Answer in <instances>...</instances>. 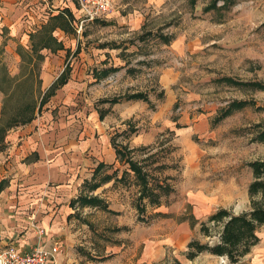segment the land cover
<instances>
[{
    "label": "rangeland",
    "instance_id": "obj_1",
    "mask_svg": "<svg viewBox=\"0 0 264 264\" xmlns=\"http://www.w3.org/2000/svg\"><path fill=\"white\" fill-rule=\"evenodd\" d=\"M223 1L214 6V0H114L115 22L106 16L87 20L81 52L77 54L76 33L67 34L68 47L58 51L61 59L55 62L46 59V49L42 58L14 53L31 47L30 34L56 8L79 7L78 0H0L1 126L27 117V105H37L31 121L5 132L3 150L16 130L22 138L19 147L27 144L29 134L40 133L38 120L52 126L54 135L62 133L59 145L79 158L81 184L57 205L59 252L50 264H230L206 252L193 260L184 253L193 238L208 240L200 233L201 223L218 208L239 213L251 207L250 163L264 158V141L258 138L264 130V0ZM13 26L21 36L9 35ZM164 33L173 35L170 42L160 38ZM116 38L123 47L117 55L126 65L95 83L92 59L102 69L100 45L111 41L114 46ZM85 56L91 59L89 68L75 75L73 69ZM106 56V64L119 62ZM67 63L72 82L46 96L39 109L47 90L43 80H56ZM45 66L49 69L43 73ZM227 77L231 79H223ZM135 93L146 99H126ZM234 101L245 103L216 123ZM114 139L134 149L132 159L166 187L157 188L161 203L147 201L141 215L135 208L139 188L134 175L119 179L129 164L126 157L117 159ZM100 162L106 167L93 179ZM117 168L113 180L102 186L91 190L85 184ZM3 176L0 172L10 187L12 175ZM12 190L2 197L7 203L16 198ZM80 194L98 195L108 208L84 205ZM4 207L10 214L9 206ZM28 212L30 227L38 224ZM258 235L261 241L240 264H264V225Z\"/></svg>",
    "mask_w": 264,
    "mask_h": 264
},
{
    "label": "crops",
    "instance_id": "obj_2",
    "mask_svg": "<svg viewBox=\"0 0 264 264\" xmlns=\"http://www.w3.org/2000/svg\"><path fill=\"white\" fill-rule=\"evenodd\" d=\"M66 9H68V11L72 14V18L70 17L69 22L70 28L65 29L61 26L50 28L48 26V30H46V34H52L59 42L63 44V46L59 48L57 47V49H53L51 47L41 48L40 37L42 36V34L40 33L44 29L43 26L47 25L49 21L51 22L54 16L61 13L60 11ZM115 13L116 11H113L109 15H104L102 17L106 16V20L110 22L113 21L112 16H116ZM81 16L82 13L79 11V7H75L73 5L56 8V13H51L48 19L44 21V23L40 26V29L33 31L30 34L31 47L29 48V46H27V48L25 49L24 46L20 45L23 47V51L21 47V51L19 50V54H14L16 56L29 55L31 59H33V54H39V57L42 58L45 57L44 50L46 49V51L49 50L50 53L49 56H46V59H48V61L52 59V61L56 62V60L61 59V54H57L58 51L61 49H66L68 47L64 42V37L67 34L72 33H76V49L79 50L81 44L79 40L82 36L81 33L85 28L84 26L86 25V21L83 24L80 22L79 19ZM102 17L96 18L95 20L102 19ZM95 20H93V22ZM0 31L2 30L0 29ZM77 32L79 34H77ZM167 34L168 33H166V35ZM9 35L12 37L21 36V29L13 26L11 27V33ZM169 36L173 38V35ZM11 41H13V38L8 40V43H11ZM116 41L117 43H115L114 46H112L111 41L104 42L102 45H100V47L102 48L101 52L103 53L104 57L103 61L105 62L102 65V69H100L92 59L93 64L91 71L94 72V74L92 75V80L95 83L103 82L105 79L109 78L112 73L119 72V70L123 68L122 65H126V62H123L122 57L117 55L122 51L123 48L121 46V41L117 40V38ZM8 46L10 45L8 44ZM35 48L39 49L37 53H34ZM66 51L68 54L69 50ZM75 52L76 50L73 53ZM80 52L81 49L77 54H79ZM106 54H111L116 59V61L119 62L112 63L111 60V62L106 64V60L108 59ZM103 57L101 56V58ZM89 63H91V59L89 57H82V60L78 61L76 67L73 69L75 75H77L78 73L83 74L84 67L89 68ZM49 65L50 63L48 64V66ZM48 69L49 67L47 68V66H45L43 69V73ZM63 73L67 74V81L59 85L56 94L62 88L68 87V85L72 81L70 79V68L67 63L66 67L58 72V77L56 78V80L49 83H46L47 81L45 79L43 80V83L45 84L47 89L45 92H47L49 88L55 82H57L58 78ZM100 119L102 120L101 117ZM34 122H37L36 125H39L38 128L40 133L35 131L29 134L27 136L26 145H23L21 147L18 146L17 142H20L22 138L17 135L18 133L15 134L16 132H18V130H16L12 135H10V143L8 144L6 149L0 150V172H2L4 176L12 175L13 178L11 180L12 185L6 188V190H3L0 195V206L3 205L0 207V229L3 230L4 234V238L1 244L4 245L10 243L24 249L30 247L38 241L45 244L47 247H50L56 243L55 239L58 236L55 234H57L60 230L58 223L59 219H61L59 218L57 205L59 204V202H62V199H67L71 192L76 191L77 185L81 184L79 178H77L78 166L76 165V162L78 163L79 161L78 155L76 154L75 156H73L76 157V159L70 157L67 153V150H65V147H61L59 145L60 140H62V138H65L63 137L62 133L60 134V136L54 135V132L49 130V128H52V126L48 125L45 122L43 125H41L40 121L38 120H35ZM65 153L70 157V159H68V161L70 162L68 163H66L67 158ZM30 154L35 155V157L30 159L29 161H26L25 159L29 157ZM6 160L8 162L5 164ZM11 189L17 192V195L14 194V197L16 198L14 200H8L7 203L5 198L2 197L9 193ZM4 206H9V210L11 211L10 214L6 212ZM28 210H30L31 213L33 212V216L38 220L36 221L38 225L46 230L45 234L42 237H39L37 235L35 227H33L32 225L30 227L31 217L30 215L28 216Z\"/></svg>",
    "mask_w": 264,
    "mask_h": 264
},
{
    "label": "trees",
    "instance_id": "obj_3",
    "mask_svg": "<svg viewBox=\"0 0 264 264\" xmlns=\"http://www.w3.org/2000/svg\"><path fill=\"white\" fill-rule=\"evenodd\" d=\"M219 0H214L213 5L216 6ZM224 3L227 0L223 1ZM61 13L57 14L53 17L51 22L47 25L43 26V30L40 34L41 48L42 47H51L53 49H57V47H62L63 44L59 42L52 34L47 33L48 26L50 28H55L57 26H61L62 28H70L69 22L70 17L72 18L71 12L66 10L60 11ZM160 38L167 40L170 42V36L166 34H161ZM39 49L35 48L34 53H37ZM24 56V55H22ZM225 80L231 79V77L223 78ZM67 81V74L63 73L55 82L47 92H45L44 97H42L40 101V108H42L46 96H51L56 94L57 88H59L60 84H63ZM132 98H143L146 99V95L144 93H135L134 95H127L126 99ZM111 101H118V99H111ZM245 101H234L230 103L226 108H224L217 118L215 122H219L223 120L228 114L231 112V108L242 106ZM37 105H27L25 109H27V117L22 115V117H16L17 120H13L8 126H1L0 123V150H3L5 144H3V140L5 143V132L14 126V124H21L23 120L29 122L35 116V110ZM103 117V114L100 115ZM15 119V118H14ZM22 121V122H21ZM264 128V127H263ZM261 141H264V130L261 131L258 135ZM113 147L116 149L117 159L120 162L123 157H126L124 160L125 163H128L129 166L123 171L122 177L119 179L123 180L126 178V175H130L131 173L134 175V185L137 186L138 189V197L135 203V208L138 209L140 215L144 213L147 209L146 202L148 201L150 204L159 205L161 203L162 194L158 192L157 188L163 190L165 185L160 184V182L152 181V178L146 169L145 165L142 164L139 160L134 161L133 153L134 149L129 148V146L121 145L117 142L116 139L112 141ZM106 167L104 162H100L95 172L93 174V179L96 174L102 169ZM250 167L252 169V173L254 175V179L248 185V191L251 198V207L246 211L236 213L233 209L228 208H218L214 213L210 214L206 221L201 223L200 233L203 237L207 238V241L200 240L198 238H193L187 244V249L184 252L187 258L193 260L197 258L202 252H206L215 256H222L227 258L230 264H240L242 260L248 256L251 252V249L256 246L260 241L261 237L258 235L259 230L264 225V158L256 161H252L250 163ZM118 171V168L115 169L113 173H107L105 176L101 178L100 181H94L92 183L86 181V185L91 187V190H94L102 184L107 183L114 178V173ZM9 180L7 178L0 179V194L1 192L9 185ZM164 192V191H163ZM78 199L84 205H97L103 206L104 208H108L104 203V200L98 196H86L80 194Z\"/></svg>",
    "mask_w": 264,
    "mask_h": 264
},
{
    "label": "built area",
    "instance_id": "obj_4",
    "mask_svg": "<svg viewBox=\"0 0 264 264\" xmlns=\"http://www.w3.org/2000/svg\"><path fill=\"white\" fill-rule=\"evenodd\" d=\"M79 11L82 13L83 24L87 20H94L104 15H109L114 10V0H78ZM39 237L45 234V229L33 223ZM4 238L0 232V241ZM59 252L57 242L46 246L39 241L28 248H21L14 244H4L0 249V264H50Z\"/></svg>",
    "mask_w": 264,
    "mask_h": 264
}]
</instances>
